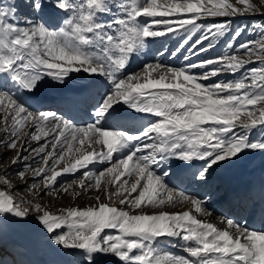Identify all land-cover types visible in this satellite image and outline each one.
<instances>
[{
    "label": "snow or ice",
    "instance_id": "6c2138e0",
    "mask_svg": "<svg viewBox=\"0 0 264 264\" xmlns=\"http://www.w3.org/2000/svg\"><path fill=\"white\" fill-rule=\"evenodd\" d=\"M237 16L264 18V0H0V130L8 136L0 145L16 153L0 174V225L35 213L67 264H264V208L259 229L228 218L220 228L191 210L167 211L184 203L212 214L201 199L170 187L168 171L157 172L161 162L204 161L192 178L206 182L213 166L264 152V25L258 39L237 43L245 27L198 22ZM180 29L186 36L172 56L186 45L191 55L207 53L225 36L229 51L199 62L185 55L189 63L181 67L154 62L131 70L157 38ZM81 73L103 77L107 89L92 105L91 123L33 111L22 99L66 87ZM121 120L133 126L121 127ZM29 141H44L31 147L42 161L36 168L22 154ZM22 162L16 174L33 199L85 169L61 191L79 198L94 189L97 203L54 213L25 201L7 175ZM96 164L111 166L88 170ZM29 170L40 185H28Z\"/></svg>",
    "mask_w": 264,
    "mask_h": 264
},
{
    "label": "bare ground",
    "instance_id": "6f19581e",
    "mask_svg": "<svg viewBox=\"0 0 264 264\" xmlns=\"http://www.w3.org/2000/svg\"><path fill=\"white\" fill-rule=\"evenodd\" d=\"M244 17L245 16L243 17L238 16V17H232L231 19L232 21H236L238 19H243ZM206 19L208 20L209 17H207ZM159 46L160 48H162V45ZM156 52L157 49H154L153 52L151 51L148 52L145 49L144 53H142L133 60L131 64V70L138 71L143 66V64L146 63V61L152 63L153 57L157 56V54L160 51L158 53ZM154 59H156L155 60L156 62L166 64L165 61L162 60L158 61L157 57ZM182 65H176L175 67H181ZM74 75L76 76V78L70 79L67 82L66 87L46 88L42 91L41 96L39 98L28 99L27 97H22V99L33 111L52 109L54 110L53 112L58 113L59 115L63 116L66 119H71L77 125L84 126L89 122L91 123L92 119L89 113L93 111L92 105L95 104V102L100 98L103 92L107 90L104 84L102 83L104 78L99 77L94 79L88 76L87 74H82V73L74 74ZM63 105L67 106V109L63 108L64 107ZM117 107L120 108V111L125 115H127L128 111H130L125 107L119 105ZM119 123L121 127H125V128H130L133 126L131 122L124 120H121ZM168 163L169 161L161 162L160 167H163V165L166 166L167 164L166 168L168 167V169L173 171L174 173L173 178H175L174 180H177V183L183 184L184 186L186 185L190 186V187L186 186L187 190L185 191L186 192L185 194L190 195L191 193L192 197L199 198L202 201H204L205 207L207 209L209 205L213 206V210L210 211L212 213L211 216H204L201 214H197L192 208L194 215H197L199 219L214 223L217 225V227L220 228H222L221 227L222 224L220 223L222 218L233 219L236 222L240 223V220L243 219L241 215L245 214V212L243 214L242 212L245 210V208H247L248 206L250 207V205L252 204L251 207L253 209H257L258 211L257 218L255 220L253 219L250 220L249 223H247L246 225L249 227H255L257 229L261 227V225L259 227V221L261 220L260 209L264 208V152L258 150L255 151L250 150L246 154H243L242 158L234 163L222 162L221 164L213 166L212 170L214 171L209 174V177L206 182L198 181L192 178L194 173L198 171L201 167H203L205 163L204 161H195L190 167L185 165V167L183 166L184 169L182 171L178 169H181L179 166L180 164L182 165L183 162H180L178 166L173 165L174 167L168 166L170 165ZM101 166H105V164H99L98 167ZM163 168L161 169L163 170ZM165 169L163 171H165ZM178 176L182 177V179H178ZM232 176L236 178L235 180L237 182V186L234 189H232L230 198L228 200H226V198L228 197L227 192H224L223 194H216L214 196H211V192H208V190L214 184L215 179H221V183H222L224 181H227V179L231 178ZM174 180L172 184L174 183ZM177 183L174 184L177 185ZM224 186H225L224 190L228 191L229 193L230 190L229 185H224ZM178 190L179 189H177V191ZM202 190L204 191L202 192ZM241 202L242 204H240ZM219 205L221 206L220 209L217 208V206ZM239 205H241L242 207H240ZM168 209L172 211L173 209H175V207H168ZM225 213H227L229 216H227V214ZM8 222H10V220L5 221L4 224L0 225V229H2L0 230V243L4 245L9 244L11 243L12 240L16 239L13 237L14 235L13 236L5 235V233L9 235L12 234L10 229L12 228L14 230L15 228V226L6 227ZM27 222L26 221L24 223L21 222V224L23 226H30V227L32 225L31 227L32 232L41 231L42 233L47 234L42 230L39 224L33 225ZM4 227H6V229ZM30 227H23V228L24 230L25 229L29 230ZM1 235H3V238L1 237ZM5 236L7 239L3 240ZM15 236H17V234ZM12 244H9V246H11ZM49 247H48L49 249H47L49 252L41 256L40 263H38L39 257L37 256V254H35L34 251H33L34 254L30 253L33 262L31 261L30 256H27L26 258L25 255L27 254H24L25 259L22 258V260L25 261L26 264H57V263L67 264L66 258L63 257L62 259L54 250L52 251V249H55L53 245H49ZM30 250L31 249H29V252Z\"/></svg>",
    "mask_w": 264,
    "mask_h": 264
},
{
    "label": "rangeland",
    "instance_id": "374dc122",
    "mask_svg": "<svg viewBox=\"0 0 264 264\" xmlns=\"http://www.w3.org/2000/svg\"><path fill=\"white\" fill-rule=\"evenodd\" d=\"M231 18L232 17H215V18L209 17V19L207 20L206 18L202 17L201 20L198 22L203 23L206 26L211 25V24L229 23L230 29L232 31H235L238 27H245L246 31L242 34V36L240 38H238L237 43L248 41L250 39H258L259 26L264 25V18H261L259 16H256V17L245 16L243 19H238L236 21H232ZM246 18H248V19H246ZM199 35H200L199 32L195 33L192 36V40H195L196 37ZM228 35H231V32H229ZM185 36H186V33L182 29H180L176 33L168 34L166 36L157 38L152 44H150L147 47V48L151 49L154 46L151 50L146 48V51H148V52L149 51L153 52L154 49H157L156 53H158L160 51L157 54V56H154V57L152 56L153 57L152 63L156 62L155 61L156 59H154V58L157 57L158 61L162 60V61L166 62V64H164V65H169V66L175 67L176 65H182L183 64L182 66H185L189 63V61H186L184 59L185 55L190 56V60L192 62H199L202 60L217 57L218 55L222 54L223 52L229 51L224 46V41H226L228 39V36H225V37L220 38L218 40H213L215 47L212 50L208 51L207 53H201L199 56L191 55L187 51L188 46L186 45L185 49H182L180 53H178L176 56H172L171 53L176 50V48L178 47V45L184 39ZM191 42L192 41H189V43H191ZM205 43H207V41H205ZM158 44L159 45L163 44L162 48H160V46ZM148 62L149 61H146V63H148ZM251 66L252 65H249V67H251ZM199 71L202 72L204 70L200 69ZM236 78H239V77L237 76ZM219 79L228 80V79H233V77L230 75H221L219 77ZM63 108L67 109V106H64ZM37 111H54V110L43 109V110H37ZM2 115L3 114L0 113V117ZM7 139H8L7 133L0 130V141H6ZM49 139H51V138H49ZM42 143H44V141H41V142L29 141L28 145H27L29 147V151L22 153L23 155H28L30 157L28 163H30L32 165V168H36V167L41 166L42 161H41L40 157L35 156V154L31 152V147H38L39 144H42ZM20 144H24L23 139L20 140ZM49 150H51V149H49ZM15 154H16L15 152L7 150L5 147L0 145V174L4 173V169H5L6 165L10 162V157L14 156ZM168 164H170L168 166L174 167V166H178L180 164V162L176 161V160H170ZM98 166H99V164L91 165V166L89 165L88 170H91L93 172H99V171L103 170L105 167H108L111 165L108 164V165L101 166V167H98ZM166 166H167V164H166ZM166 166L163 165L164 168L160 167V166L157 167V172L163 173L164 172L163 170L166 168ZM183 166L184 165H181L179 167L182 169ZM161 168H163V170ZM20 170H23V162L20 166H14L12 168H8L7 175H8V178L11 179L13 184L16 185V187L14 189L15 194L18 197L23 198L25 201H30L31 203H37V202L41 203L44 207H47L50 211H52L54 213L57 212L59 209H64V208H69V207L84 208L86 206L94 205L97 203L95 201L94 197L98 193L94 189H89L82 197H79V198L73 196L71 191L69 193H64L63 191H61V188L68 181L81 178V172L85 171V169H81L76 174H69L67 176L65 175L61 178H58L59 182H58V185L56 186L55 190L41 189L40 194L38 196H36L34 199H33L32 193L27 190V187L25 186L24 182L20 181L19 178L17 177L16 173ZM165 171H170L169 176L166 178V182L169 184V186L175 188L176 190L179 189L178 191H181L183 189L184 191L183 190L182 191L184 193H186L185 191L187 190V187H189V186L186 185L187 186L186 187L183 184L177 183V180H174L175 178H173V176H174L173 171L168 169V167L165 169ZM213 171L214 170H210V173ZM27 179H28V185L29 186L32 183H36L37 185H40V183H41V177H32L31 170L28 171ZM173 180H174L175 184L177 183V185H175L174 183L172 184ZM75 191H80V190L77 187V188H75ZM101 191H103V186H102ZM133 195H135V194H133ZM190 196H192L191 193H190ZM101 202H107L106 198L102 196ZM251 205H250V207L248 206L247 208H245V210L242 212V214L244 212H245V214L241 215L243 219L240 220V224L246 225L247 223H249L250 220H252V219L255 220L257 218L258 211H257V209H253L251 207ZM24 206L27 207L29 205L26 203ZM116 206H119V205H116ZM168 207L169 206H165V210L170 211L168 209ZM220 207H221L220 205L217 206V208H219V209H220ZM227 209H229V208H227ZM146 210L152 211V209H146ZM187 210H191L193 212L192 206L190 204L180 203L175 207V209H173L170 212H179V211H187ZM212 210H213V206L209 205L208 211H212ZM193 214H194V212H193ZM225 214H227V213H225ZM35 215H36L35 213H32L29 216V218L26 220V222L28 221L27 223H29V224L37 225L38 223L35 221V218H34ZM227 216H229V215L227 214ZM24 222H22V223H24ZM261 223H262V221L260 220L259 221V227H260ZM20 224H21V222H16V221H12V220H10V222H8L6 227H14L15 226V228H14V230L12 228L10 229L12 234L9 235V234L5 233V235H7V236H13L14 235L13 237L16 239L12 240L11 243H9V244L14 243L11 246H9V244L4 245V244L0 243V264H26L25 261L22 260V258L25 259V256L27 258V256H30V253L34 254L33 251L39 257L38 263H40L41 262V256H43L49 252L47 250L50 248L49 245H53V247H55V249H52L53 247L51 248L52 251L54 250L62 259H63V257L66 258L62 254L63 250L60 249L59 246H56L51 242L49 234H44L41 231H38V232L33 231L32 232L31 231L32 225L30 227V226H23L22 224L21 225ZM225 226L226 225L222 224L221 227L223 228ZM6 227H4V228L6 229ZM23 227H30L29 230L25 229L27 233L25 232ZM0 230H2V229H0ZM16 234H17V236H15ZM1 237L3 238V235H1ZM6 239L7 238L5 236V238L3 240H6ZM162 246L167 251L173 252V253L178 254V255H186V253L183 252L182 249L179 247H172L171 245H167V244H164ZM29 249H31L30 252H29ZM28 252H29V254H28ZM24 254H27V255L24 256ZM49 256H50V254H49ZM30 258H31V261L33 262V259L31 256H30ZM57 264H59V263H57Z\"/></svg>",
    "mask_w": 264,
    "mask_h": 264
}]
</instances>
